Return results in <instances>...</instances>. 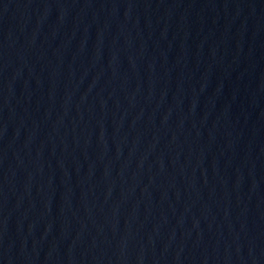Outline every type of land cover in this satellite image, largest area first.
Listing matches in <instances>:
<instances>
[{"label":"water","instance_id":"water-1","mask_svg":"<svg viewBox=\"0 0 264 264\" xmlns=\"http://www.w3.org/2000/svg\"><path fill=\"white\" fill-rule=\"evenodd\" d=\"M0 264H264V0H0Z\"/></svg>","mask_w":264,"mask_h":264}]
</instances>
